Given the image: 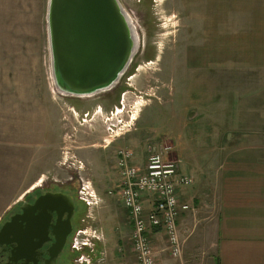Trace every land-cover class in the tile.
Returning a JSON list of instances; mask_svg holds the SVG:
<instances>
[{"label":"rangeland","instance_id":"374dc122","mask_svg":"<svg viewBox=\"0 0 264 264\" xmlns=\"http://www.w3.org/2000/svg\"><path fill=\"white\" fill-rule=\"evenodd\" d=\"M120 1L134 27L139 17L152 25L156 54L132 80L152 98H137L129 88L123 105V95L112 92L90 98L61 94L53 79L49 0H0V105L7 112L0 115V132L6 125L14 137L42 130L51 139L41 170L46 175L35 186L58 180L78 202L67 264L122 263L121 149L135 153L138 167L162 146L187 157L181 166L194 157L202 166L226 158L233 141L244 138L229 124V0H147L150 7ZM252 143L256 151L249 153H257L259 144ZM22 149L27 150L14 145L9 154ZM86 187L92 207L80 200Z\"/></svg>","mask_w":264,"mask_h":264},{"label":"crops","instance_id":"0c3cea01","mask_svg":"<svg viewBox=\"0 0 264 264\" xmlns=\"http://www.w3.org/2000/svg\"><path fill=\"white\" fill-rule=\"evenodd\" d=\"M228 14L229 124L236 137L244 138L233 141L226 158L202 166L199 157L181 166L187 157L174 151L180 172L193 179L192 186L179 191L181 201L193 209L178 223L181 258L172 257L163 233H153L156 264H264V0H229ZM5 126L0 132V221L10 205L45 177L41 170L51 141L42 130L14 137ZM252 141L259 144L257 153H249V148L256 151L249 147L255 145ZM19 144L27 150L10 156ZM122 212L121 264H137L133 224L123 207Z\"/></svg>","mask_w":264,"mask_h":264},{"label":"water","instance_id":"95a60500","mask_svg":"<svg viewBox=\"0 0 264 264\" xmlns=\"http://www.w3.org/2000/svg\"><path fill=\"white\" fill-rule=\"evenodd\" d=\"M48 28L55 86L72 98L113 90L138 47L120 0H49Z\"/></svg>","mask_w":264,"mask_h":264},{"label":"flooded vegetation","instance_id":"af4514ba","mask_svg":"<svg viewBox=\"0 0 264 264\" xmlns=\"http://www.w3.org/2000/svg\"><path fill=\"white\" fill-rule=\"evenodd\" d=\"M135 1L151 6L147 0ZM138 19L134 31L137 50L118 85L106 92L117 94L118 98L123 95L122 105L127 95L125 90L129 88L140 94L134 93L137 98H152V94L140 91L132 83L134 78L141 76L142 64L152 63L156 56L152 46V25ZM151 84L152 79L146 87L152 88ZM67 196L72 198L74 205H70ZM77 204L66 191L65 184L58 180L42 181L25 192L9 206L0 221V264H67L78 227L80 207Z\"/></svg>","mask_w":264,"mask_h":264},{"label":"built area","instance_id":"2783aa9c","mask_svg":"<svg viewBox=\"0 0 264 264\" xmlns=\"http://www.w3.org/2000/svg\"><path fill=\"white\" fill-rule=\"evenodd\" d=\"M173 154L172 146H162L151 152L144 165L138 167L131 149H121L118 153L117 194L133 224L131 243L137 264H156L152 239L155 231L165 235L173 258L182 257L178 223L181 216L193 208L181 201L179 191L192 186L193 179L180 172L181 162ZM90 189L84 188L80 200L92 207L91 200L85 195ZM77 242L74 239L75 250L79 248Z\"/></svg>","mask_w":264,"mask_h":264}]
</instances>
